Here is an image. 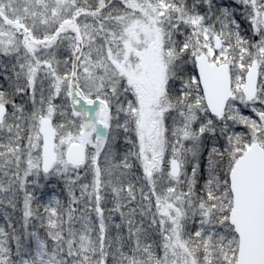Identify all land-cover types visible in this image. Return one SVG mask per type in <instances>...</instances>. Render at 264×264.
<instances>
[{"label":"snow or ice","instance_id":"obj_1","mask_svg":"<svg viewBox=\"0 0 264 264\" xmlns=\"http://www.w3.org/2000/svg\"><path fill=\"white\" fill-rule=\"evenodd\" d=\"M0 264H264V0H0Z\"/></svg>","mask_w":264,"mask_h":264}]
</instances>
